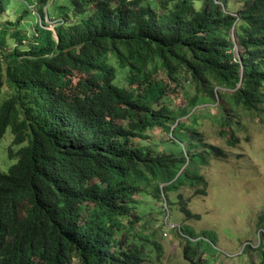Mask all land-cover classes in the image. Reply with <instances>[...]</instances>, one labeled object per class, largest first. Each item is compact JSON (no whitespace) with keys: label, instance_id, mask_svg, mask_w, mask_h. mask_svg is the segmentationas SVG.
I'll return each mask as SVG.
<instances>
[{"label":"trees","instance_id":"obj_1","mask_svg":"<svg viewBox=\"0 0 264 264\" xmlns=\"http://www.w3.org/2000/svg\"><path fill=\"white\" fill-rule=\"evenodd\" d=\"M227 11V0H0V139L12 128L27 143L0 172V264H156L148 199L200 219L179 190L205 196L199 167L225 152L195 143L198 123L182 118L216 105L223 135L264 98V0ZM74 72L86 75L76 86ZM180 233L185 259L203 264L202 236Z\"/></svg>","mask_w":264,"mask_h":264},{"label":"rangeland","instance_id":"obj_2","mask_svg":"<svg viewBox=\"0 0 264 264\" xmlns=\"http://www.w3.org/2000/svg\"><path fill=\"white\" fill-rule=\"evenodd\" d=\"M243 1L227 0L228 12L236 14L243 7ZM32 10L38 22H41L35 8ZM2 19L15 21L16 16L7 13ZM45 22L49 25L48 29H54L56 21L46 19ZM35 24L32 23V26ZM33 27L27 28L31 34ZM231 33L238 43L234 28ZM238 51L242 52L239 46L236 53ZM70 79L72 85L76 86L79 80L86 79V75L74 72ZM171 87L172 91L168 93L172 107H183L185 96L181 87ZM6 89L2 99L11 95V91ZM259 107L261 112L251 110L246 115L241 108L236 109L234 117L239 118L240 124L231 129L227 127L228 132L223 135L220 132L225 129L218 123L221 113L216 105L204 106V109L196 111L194 116H197L198 121L194 119L189 122L188 117L182 118L188 125L198 123L194 134L195 143L197 139H202V143L217 146L225 154L220 158L210 156L209 164L199 167L208 182L205 196H196L189 186H182L179 190L187 207L200 219L187 220L179 212L178 206L167 207L164 198L161 203L148 199L152 214L145 218L146 227L150 232L156 231L155 239L162 248V256L156 264H190L184 257L186 236L180 233L179 228L184 224L196 236H202L193 241L200 240L196 246L203 252V256L200 255L203 264H264V217L261 219L264 215V98ZM218 111L219 114L215 116ZM232 129L233 133L230 132ZM161 132L157 128L151 136L156 140H171L172 134ZM189 135L192 136L191 131ZM14 138L12 128H8L0 139L1 173H8L17 162L16 158L9 157V149L18 151L27 145H15ZM135 139L139 140V137ZM173 148L176 149L173 144L165 143L168 151ZM174 196L176 193L171 198Z\"/></svg>","mask_w":264,"mask_h":264},{"label":"clouds","instance_id":"obj_3","mask_svg":"<svg viewBox=\"0 0 264 264\" xmlns=\"http://www.w3.org/2000/svg\"><path fill=\"white\" fill-rule=\"evenodd\" d=\"M228 10H229V7H228ZM239 10H241V8H240ZM227 13L237 17L236 14L229 13L228 11H227ZM46 19H48V18H46ZM56 22H57V21H56ZM56 25H57V23H55V26H56ZM47 28H48V27H47ZM54 28H55V27H54ZM50 30H54V29H50ZM232 41H233V44H234V51H235V53H236L237 46H239V45H238L236 39L234 40V39L232 38ZM239 47H240V46H239ZM240 48H241V47H240ZM241 50H242V52H243V49H242V48H241ZM242 52L238 51V52L236 53V55H237L238 58L240 57V55L242 54ZM179 228H180V227H179Z\"/></svg>","mask_w":264,"mask_h":264}]
</instances>
